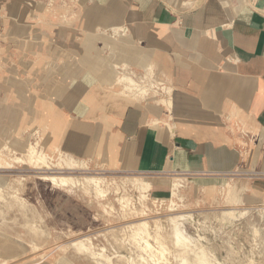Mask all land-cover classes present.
<instances>
[{"label":"crops","instance_id":"1","mask_svg":"<svg viewBox=\"0 0 264 264\" xmlns=\"http://www.w3.org/2000/svg\"><path fill=\"white\" fill-rule=\"evenodd\" d=\"M34 142L261 217L264 0H0V145Z\"/></svg>","mask_w":264,"mask_h":264},{"label":"rangeland","instance_id":"2","mask_svg":"<svg viewBox=\"0 0 264 264\" xmlns=\"http://www.w3.org/2000/svg\"><path fill=\"white\" fill-rule=\"evenodd\" d=\"M31 145L45 152L38 143ZM27 150L16 151L8 143L0 145V245L19 243L20 247L10 252L0 246V261L12 254L7 264H38L44 258L48 264H104L107 258L111 264H134L131 259L147 255L131 241V226L148 221L153 230L160 221L163 235L168 237L169 218L192 215L193 219L185 223L187 232L211 249L222 264H264V214L260 217L249 209L223 204L214 207L192 204L182 192L184 181L179 189L182 198H175L174 207L169 202L173 195L158 199L151 191L146 193L143 203L140 191L130 182L134 178L147 180L142 175L95 170L79 159V166L68 168L60 158L70 156L62 152H45L50 156V167L18 163L16 155L21 156ZM51 174L98 176L104 180L108 195L98 200L93 193L80 189L71 193L67 188L55 187L43 180V176ZM124 195L130 196L133 202V209L125 213L120 202ZM78 202L89 208L81 207ZM242 213L248 214L236 220L234 214ZM254 228L259 231L256 237ZM80 241H85L96 255L80 252L75 245ZM101 253L104 256H99ZM175 263L178 261L171 260V264Z\"/></svg>","mask_w":264,"mask_h":264},{"label":"bare ground","instance_id":"3","mask_svg":"<svg viewBox=\"0 0 264 264\" xmlns=\"http://www.w3.org/2000/svg\"><path fill=\"white\" fill-rule=\"evenodd\" d=\"M146 91L147 90L142 91V94L146 93ZM60 159L62 161V164H65L68 168H73L80 165L77 163V159L74 158L73 156H70L69 158H63L62 156ZM15 160L18 163H29L39 167H44V166L50 167V156L45 152H43L42 150H40L39 147L35 145H31L27 150V153L21 156L16 155ZM83 167H87V166L85 165ZM42 178L43 180L49 181L55 187L67 188L68 191L71 193L75 192L76 189H80L81 191L86 193H93L98 200L106 198L108 195V190L105 189L103 185L104 180L98 176L78 177V176H59V175L51 174V175H45ZM126 182L129 183V181ZM130 182L134 186H136V188L140 191L141 194L140 200H143L144 203V200L147 199L146 193H148L151 189L152 186L151 183L147 180L139 179V178H134ZM180 187H182V181L177 180L174 186L173 199L169 201L171 203V207L175 206V198H182V196H180L179 194ZM17 199L20 200L21 198L20 199L17 198ZM120 202L122 203V208L124 210L123 211L124 213L131 211L133 209L132 206L133 202L130 196L129 197L127 195L122 196ZM142 214H144L143 211ZM247 214L248 213H242L240 216L234 214V217L236 220L238 219L241 220V218L246 216ZM190 219H193L192 215H181V216L169 218L168 221L170 224L171 231H170V236L168 237L163 235L164 233L163 226L161 225L160 221L156 223L154 222L155 228L153 230L152 227L150 226L151 223H149L148 221H143L139 224H135L131 226L130 228L131 241L134 244H136L143 251L142 253L147 255V257H145L142 254L139 255L140 257L138 258V260L133 258L130 261L134 264H171V260L175 259L176 261H178V264H222V262L218 259L216 254H214L211 249L205 247L206 245L204 246L200 244L196 240V238H194L192 235H190L187 232L185 223ZM152 231L155 232L154 236L152 235L153 233ZM257 232L259 231H257V229L254 228L255 237L257 236ZM6 243L7 242L3 243L4 244L3 247L0 245L1 248L4 249V251L15 252L18 251V249H20L19 243L16 245L13 244V246H9V245L5 246ZM75 245L80 252H88L91 253L92 255H96L92 251L91 247L88 246V244L85 241H80ZM34 248L36 249V247ZM99 256H104V254L101 253ZM171 257L173 259H171ZM11 258L13 257L12 256L5 257L3 261H0V264H7L8 260H10ZM95 259L98 260V258ZM110 260H111L110 258H107L106 263L104 262L103 263L111 264ZM100 262L102 261H99V263Z\"/></svg>","mask_w":264,"mask_h":264}]
</instances>
